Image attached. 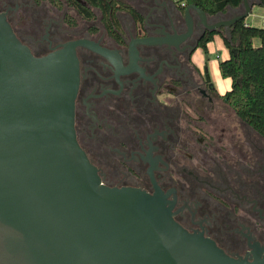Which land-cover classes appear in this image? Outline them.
<instances>
[{
  "label": "flooded vegetation",
  "instance_id": "af4514ba",
  "mask_svg": "<svg viewBox=\"0 0 264 264\" xmlns=\"http://www.w3.org/2000/svg\"><path fill=\"white\" fill-rule=\"evenodd\" d=\"M98 1L0 0V12L34 56L73 50L76 140L103 184L159 190L189 232L232 257L264 256V139L209 67L208 44L230 41L222 23L236 11Z\"/></svg>",
  "mask_w": 264,
  "mask_h": 264
},
{
  "label": "water",
  "instance_id": "95a60500",
  "mask_svg": "<svg viewBox=\"0 0 264 264\" xmlns=\"http://www.w3.org/2000/svg\"><path fill=\"white\" fill-rule=\"evenodd\" d=\"M77 85L68 45L36 57L0 12V264H264L186 230L159 190L103 184L76 140Z\"/></svg>",
  "mask_w": 264,
  "mask_h": 264
},
{
  "label": "trees",
  "instance_id": "16d2710c",
  "mask_svg": "<svg viewBox=\"0 0 264 264\" xmlns=\"http://www.w3.org/2000/svg\"><path fill=\"white\" fill-rule=\"evenodd\" d=\"M90 1L100 5L98 0ZM180 1L214 14L228 6H239L242 0ZM258 5L264 7V0H259ZM230 35V41L224 39L229 55L218 64L221 76L230 79V88L224 99L236 115L264 139V27L250 25L242 19L232 25ZM212 39L210 37L207 41ZM255 39L259 41L257 45Z\"/></svg>",
  "mask_w": 264,
  "mask_h": 264
},
{
  "label": "rangeland",
  "instance_id": "374dc122",
  "mask_svg": "<svg viewBox=\"0 0 264 264\" xmlns=\"http://www.w3.org/2000/svg\"><path fill=\"white\" fill-rule=\"evenodd\" d=\"M263 17H264V7L255 4L253 5L251 12L244 19L245 22L250 25L261 27ZM258 42L259 41L257 39L254 40L255 45H257ZM210 46L212 49L211 62L213 65H216L218 63V60H222L225 56L229 55V52L224 44V40L223 38H221V36H217L216 38H214ZM216 53L219 54L218 59L214 57V54ZM226 80L227 81L221 80L223 86H227V82L228 84H230V81L228 79Z\"/></svg>",
  "mask_w": 264,
  "mask_h": 264
},
{
  "label": "crops",
  "instance_id": "0c3cea01",
  "mask_svg": "<svg viewBox=\"0 0 264 264\" xmlns=\"http://www.w3.org/2000/svg\"><path fill=\"white\" fill-rule=\"evenodd\" d=\"M249 1L252 2L253 5L258 4V3H257L258 0H249ZM253 5H252V7H253ZM252 7H251V10H252ZM250 12H251V11H250ZM263 18H264V17H263ZM263 18H262V20H263ZM245 23H246V22H245ZM216 37H217V35H216L214 38H216ZM212 42H213V41H212ZM212 42H210V43L208 44L210 52H212V49H211V46H210ZM227 57H228V55L225 56L223 59H225V58H227ZM209 67H210V70H211L212 76H213V78H214L216 84L218 85V87H219L222 91H227V90H229L228 87L230 88V84H228V82H227V86H223L221 80H225V81H227L226 79H228V80L230 81V79H229V78H223V77L221 76L220 71H219V68H218V63H217L216 65H213L212 62L210 61V62H209Z\"/></svg>",
  "mask_w": 264,
  "mask_h": 264
},
{
  "label": "built area",
  "instance_id": "2783aa9c",
  "mask_svg": "<svg viewBox=\"0 0 264 264\" xmlns=\"http://www.w3.org/2000/svg\"><path fill=\"white\" fill-rule=\"evenodd\" d=\"M262 26L264 27V18H263V20H262Z\"/></svg>",
  "mask_w": 264,
  "mask_h": 264
}]
</instances>
